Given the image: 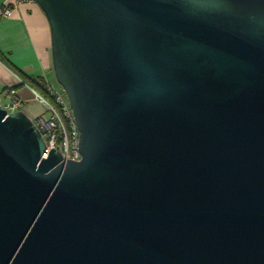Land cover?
<instances>
[{
	"label": "water",
	"instance_id": "water-1",
	"mask_svg": "<svg viewBox=\"0 0 264 264\" xmlns=\"http://www.w3.org/2000/svg\"><path fill=\"white\" fill-rule=\"evenodd\" d=\"M81 161L0 107V264H264V0H34Z\"/></svg>",
	"mask_w": 264,
	"mask_h": 264
},
{
	"label": "crops",
	"instance_id": "crops-1",
	"mask_svg": "<svg viewBox=\"0 0 264 264\" xmlns=\"http://www.w3.org/2000/svg\"><path fill=\"white\" fill-rule=\"evenodd\" d=\"M8 0H0V8ZM52 39L47 17L38 5L23 4L7 18L0 21V55L11 64L8 67L0 60V92L6 105L17 102L15 111H22L31 121L45 110L32 97L31 84L23 76L45 89L52 86L61 92L53 74ZM23 75V76H22Z\"/></svg>",
	"mask_w": 264,
	"mask_h": 264
},
{
	"label": "built area",
	"instance_id": "built-area-1",
	"mask_svg": "<svg viewBox=\"0 0 264 264\" xmlns=\"http://www.w3.org/2000/svg\"><path fill=\"white\" fill-rule=\"evenodd\" d=\"M23 4L31 5L35 4V1L8 0L0 8V21L7 19L15 9L19 8V5ZM38 83L40 84V82ZM31 92L33 99L45 110L42 115L32 121L42 134L46 146L45 153L41 156L42 159L48 158V153L52 148L63 157V160L81 161L82 156L78 152L80 133L66 97L52 86H46L43 90L34 87L31 88ZM17 105V102H13L11 105H2L0 100V107L8 113L15 111Z\"/></svg>",
	"mask_w": 264,
	"mask_h": 264
},
{
	"label": "trees",
	"instance_id": "trees-1",
	"mask_svg": "<svg viewBox=\"0 0 264 264\" xmlns=\"http://www.w3.org/2000/svg\"><path fill=\"white\" fill-rule=\"evenodd\" d=\"M0 60H1L5 65H7L8 67L13 68L12 65H11V64L9 65V63L6 61V59H4L1 55H0ZM22 76H23V75H22ZM23 77H24V79H26V81H28V82L31 84L32 87H36V88H39V89H41V90L44 89L43 86H41L39 83H37L36 80L33 81V80L27 78L26 76H23ZM8 94H10V92H9L8 90H3V91L0 92V95H5V96H7Z\"/></svg>",
	"mask_w": 264,
	"mask_h": 264
},
{
	"label": "rangeland",
	"instance_id": "rangeland-1",
	"mask_svg": "<svg viewBox=\"0 0 264 264\" xmlns=\"http://www.w3.org/2000/svg\"><path fill=\"white\" fill-rule=\"evenodd\" d=\"M61 92H62L63 96L66 97L62 89H61ZM2 98H3V97L0 95L1 104H2V105H6L3 101L6 102L7 100L2 99ZM66 100L68 101L67 97H66ZM68 104H69V103H68Z\"/></svg>",
	"mask_w": 264,
	"mask_h": 264
}]
</instances>
